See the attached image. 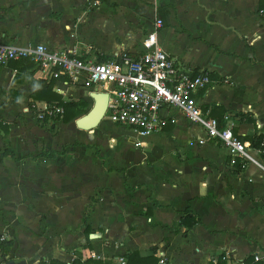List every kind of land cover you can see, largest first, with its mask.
I'll list each match as a JSON object with an SVG mask.
<instances>
[{
  "label": "crops",
  "instance_id": "1",
  "mask_svg": "<svg viewBox=\"0 0 264 264\" xmlns=\"http://www.w3.org/2000/svg\"><path fill=\"white\" fill-rule=\"evenodd\" d=\"M259 10V0H0V39L99 60L139 52L160 18L163 50L209 72L198 103L252 136L264 133ZM39 80L49 82L25 61L0 64V264H126L132 252L170 264L264 259V157L249 141L247 159L231 156L175 108L148 135L104 117L82 129L84 114L40 119L32 106L48 103L32 96ZM52 89L93 105L80 85L60 79ZM184 212L200 222L188 227Z\"/></svg>",
  "mask_w": 264,
  "mask_h": 264
},
{
  "label": "built area",
  "instance_id": "2",
  "mask_svg": "<svg viewBox=\"0 0 264 264\" xmlns=\"http://www.w3.org/2000/svg\"><path fill=\"white\" fill-rule=\"evenodd\" d=\"M259 11L264 14V9ZM161 26V19L156 18L153 29L142 39L139 52L121 51L99 60L82 57L76 48L52 50L41 43L21 46L0 39V64L28 58L43 72V79L66 80L91 92L106 93L104 117L139 135L162 131L172 119L169 109L175 108L190 125L199 127L207 139L219 141L231 156L247 159V145L233 133L227 116L221 125L196 99V94L210 83L209 72L184 67L164 51L157 38ZM32 108L37 109L40 119L63 114L62 107L55 105ZM197 140L203 142L202 138ZM261 168L264 186V162ZM6 239V234L0 233V245ZM260 259L254 255V261ZM120 261L125 262L123 258ZM157 264H170V261L159 254Z\"/></svg>",
  "mask_w": 264,
  "mask_h": 264
},
{
  "label": "trees",
  "instance_id": "3",
  "mask_svg": "<svg viewBox=\"0 0 264 264\" xmlns=\"http://www.w3.org/2000/svg\"><path fill=\"white\" fill-rule=\"evenodd\" d=\"M259 9H264V0H259ZM20 60L27 62V66H30V67L35 66L36 68L38 67L35 62H33L32 60L28 58L20 59ZM33 82L37 85L36 91L32 93V96L35 99L45 100L48 103V105L60 106L63 109L62 116H59V115L52 116L51 119H54V120L61 119L64 122H67L78 114H86L88 112L86 101H83V100L65 101L63 100L62 95L55 92L52 89L54 79L50 80L48 83L45 82L44 80L33 81ZM205 109L206 108H204V110ZM209 115L212 116L211 113H209ZM44 119H50V117L45 116ZM217 120L219 121L221 125L224 124V122L222 121V118H219ZM233 133L237 135L234 131ZM237 136L243 142L249 141L250 146L258 150L261 156L264 157V133L255 134L252 136H239V135ZM85 215L87 217L88 215L87 212L85 213ZM183 216L180 219V221L183 223H186L188 227H191L193 226V224L200 222V219L198 216L191 214L189 212H184ZM126 257H127L126 264H157V260H158L154 256L140 257L138 253L136 252L128 253ZM253 260H254V257L249 256L248 258L242 261V264H264L263 258L257 262H254ZM40 264H44V263L40 262ZM217 264H223V263L218 261Z\"/></svg>",
  "mask_w": 264,
  "mask_h": 264
},
{
  "label": "water",
  "instance_id": "4",
  "mask_svg": "<svg viewBox=\"0 0 264 264\" xmlns=\"http://www.w3.org/2000/svg\"><path fill=\"white\" fill-rule=\"evenodd\" d=\"M93 99V105L89 111L76 119V124L82 129H91L95 127L99 121L104 117L107 106L108 95L106 93L93 91L90 93ZM4 264H20L13 260L7 261Z\"/></svg>",
  "mask_w": 264,
  "mask_h": 264
},
{
  "label": "rangeland",
  "instance_id": "5",
  "mask_svg": "<svg viewBox=\"0 0 264 264\" xmlns=\"http://www.w3.org/2000/svg\"><path fill=\"white\" fill-rule=\"evenodd\" d=\"M144 35H145V33H144L143 36L139 39V40H140V43H141V41H142ZM88 109H89V108H88ZM105 119H106V118L104 117V119L102 120V124H103V123L106 124V122L109 123V122H108L107 120H105ZM107 126H110V124H107ZM136 146H137V145H136Z\"/></svg>",
  "mask_w": 264,
  "mask_h": 264
}]
</instances>
